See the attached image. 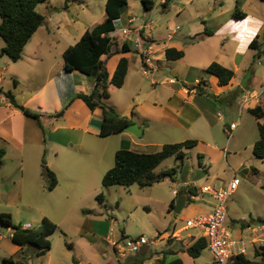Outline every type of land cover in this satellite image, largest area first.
Masks as SVG:
<instances>
[{
  "label": "crops",
  "instance_id": "obj_1",
  "mask_svg": "<svg viewBox=\"0 0 264 264\" xmlns=\"http://www.w3.org/2000/svg\"><path fill=\"white\" fill-rule=\"evenodd\" d=\"M64 8L60 12H51L52 15L46 22L48 34L58 31L60 34L68 35L63 44H60V39L49 44L41 43L38 39L36 40L37 35L35 33L25 46L19 61L13 62L7 56L0 57V86H2L3 80L7 78L14 82L15 88H19L20 85L26 86L28 88L26 97L19 103L42 115L40 122L32 116L24 114L21 110L13 107L5 95L0 93V148L6 150L4 164L0 167V203L8 206L7 209L0 211L11 213L14 223L24 228L39 225L44 217L56 221L59 224L58 230L61 229L67 218L78 223L76 229L78 232L84 233V236L90 237L87 240V245L94 252V255L84 260L72 259L71 262H68V250H65L66 252H63L62 255L65 257L66 264H98L99 259L96 260V263L91 260H95L101 255L105 256L109 264H131L137 257L130 254H127L126 257H119L117 254L118 242L112 239V228L110 231L100 234L98 225L101 221L92 214L83 213V209L89 208L84 207L82 200L88 193L97 192V185L92 190L86 189L92 173L97 172L104 177L105 173L113 167L110 158H107L108 155H115L122 148L146 151L148 143L138 140L137 135L127 130L107 137L100 136L103 122L102 107L97 106L91 110L82 99L76 97L78 93L90 94L94 88L95 78L90 79V76L79 71H67L64 68L63 59L64 51L80 40L87 30H92L97 23L94 22L89 25L80 19L77 20L70 16L68 5H65ZM246 14L245 18L237 19L233 11L230 17L217 22L218 29L217 31L212 30L213 35L193 38L202 33L204 29L189 35L185 43L173 40V37L169 38L168 36L167 40L169 41L162 43L160 40H156L152 32H149L147 39L155 41L159 51L153 57L155 69L153 75L147 76L143 67L142 72L145 76L152 78V84H159L162 88L158 92L155 88L150 96L145 99L140 98L143 89L146 87L145 83L138 74L131 73L133 66L132 46L129 42L130 52L112 53L110 56L103 55L102 59L105 60L106 67L109 65V60L111 61L112 58L118 56L112 71L107 68L109 79L112 78L120 59L124 56L129 59L128 74L120 89L128 84L132 88V95L127 93L128 99L125 102H120L113 100L114 91L119 87L116 88L110 84V97L104 101L115 106L121 115L134 119V123L139 125L143 133L145 132L144 126L149 125V121H151L164 127L163 133L169 138L184 130L191 132L196 130L199 133L197 132L193 139L199 140L200 143L204 138L202 134L209 133L208 126L211 124L208 109L204 107L206 98L202 95L208 94L207 82L198 77L195 78L194 82H189L186 81V78L192 72L193 67L203 66L206 70L212 62L217 61L233 69L235 75L231 82L224 86L218 83L216 76H212L210 78L211 88L216 92L215 95L217 97L223 95L222 99L230 104L236 103L241 112L251 114L250 110L258 106L264 109V25L258 28L255 22L250 21L249 13L246 12ZM216 15V18L221 17L222 11ZM147 25L150 26V24ZM148 29H153V27ZM241 32L244 34L243 37H240ZM217 34L220 36V47H218L220 54L215 55L213 54L215 49L212 50L210 41ZM134 40L133 50L139 56V63L142 66L144 62H142L141 48L137 46ZM254 40V47L256 48L251 46ZM116 47L119 50L122 49V45H119L118 42ZM168 47L183 49L185 56L178 60H168L166 58ZM45 50L48 53H44ZM54 50L58 51V58L55 60L57 66L44 67V57L47 54L52 55L50 52ZM246 51L247 53H245ZM60 55L61 57H59ZM166 68H171V75L177 79L166 75ZM156 72L160 74L157 79L155 77ZM200 89H203V92ZM68 104L69 106L63 116H54ZM253 134L255 133L253 132ZM258 139L259 137L254 135L241 148L236 146L233 151L234 155H242L245 149L254 153V145ZM166 142L175 141L168 140ZM164 144L166 143L164 142ZM215 146L219 148L217 144ZM230 157L233 156L229 150L228 161ZM34 158H37L38 162L45 160L47 166L55 172L58 182L53 190L47 189V178L43 174L41 166L34 172L26 171V161ZM242 162L234 165L236 167L230 165L231 174L227 179H224V187L228 185L234 175H237V171H248V166ZM156 174L158 173L156 172ZM188 187L190 185L184 189V194H181V190H173L172 195L168 196L163 203L165 212H173L174 210L170 211V205L175 200L177 202L181 196L186 197L184 208L187 207V197H190V203L193 204L188 206L185 217L189 218L191 215L192 218L197 214L207 213L211 210V203L214 202L211 201L212 198L208 195L203 196L202 192L199 195L194 191L189 192ZM79 211L85 217H82ZM228 213L229 216H232L229 218L228 224L234 236L243 237L255 250V258L249 257L248 250L246 257L264 264L262 256H256V246L259 243H251L252 239L264 240V229L259 227L260 222H258V218H264V216H253L251 221L241 218L239 221L234 217L232 208H228ZM183 219L182 221H184ZM169 224H171V219L170 222L162 225L155 236V240H160L156 241L155 244L167 241L166 247H161L154 255L150 254V249L146 245L139 251V253L148 251L145 257H139V259L145 258L143 264H157V261L162 259L169 263L174 260L172 259L174 256L178 255H180L178 258L182 259L183 264H215L214 256L210 250L209 263L202 261L205 249L197 258L190 256L186 251L185 244L187 242L192 244L198 237L202 236V230L199 229V233L196 234L190 232L192 229L181 231L184 225L177 228V224L174 223L173 228H171ZM8 230L12 239V231L10 228ZM158 234L161 235L157 236ZM54 235L55 233L49 238ZM125 238H128V235L126 232H122V239ZM3 243L2 235L0 238L1 260L13 257L14 260L21 261L20 264H65L64 259H53V241H51V249L44 255H38L37 248L34 246H22L14 241L13 247L6 253L2 249ZM69 249H75V246L71 243ZM166 252L169 253L166 254ZM232 262L233 260L228 264H232Z\"/></svg>",
  "mask_w": 264,
  "mask_h": 264
},
{
  "label": "rangeland",
  "instance_id": "obj_2",
  "mask_svg": "<svg viewBox=\"0 0 264 264\" xmlns=\"http://www.w3.org/2000/svg\"><path fill=\"white\" fill-rule=\"evenodd\" d=\"M106 2L107 0H48L46 3L40 4L38 10L46 16L47 22L52 15L51 12L63 11L65 5H68L70 16L77 20L80 19L87 22L90 25L94 22L98 23L105 18ZM153 2V8L151 10H146L142 0H128V4L124 7L121 18L116 23V31L111 34L119 45H123V43L127 41L132 46L131 57L133 66L131 68V73L138 74L139 78L143 80L146 86L140 96L142 99L149 97L152 90L155 88H157L156 91L158 92L162 87L159 84H152V78L147 77L152 76L155 69L147 68L143 63L141 66L139 63V56H137L136 52L133 50L135 35L133 33H131L129 37L124 35L123 28H133L140 24L144 25L145 23L150 24V26H146L142 31L143 35L145 34L146 36H144L148 37L147 34L152 32L156 40H160V42L164 43L169 41L167 40V36L171 33L172 29L179 27L173 34V40H179L185 43L189 35L202 31L206 27L217 31V22L230 17L237 2L242 10L249 13L251 16L250 21L255 22L258 28L264 25V2L261 0H153ZM220 11H222L221 17L216 18V14ZM130 17L136 18L134 24L129 23L128 19ZM46 27L47 24L45 23L36 32V40L38 39L39 42L49 44L52 41L57 42V40L60 39V44H63L67 40L66 36L68 35L60 34L58 31L48 34ZM151 27H153V29H148ZM243 36L244 34L241 32L240 37ZM219 38L220 36L217 34L210 41L212 50L215 49V53L213 52L215 55L220 54V49L218 48L220 47ZM4 46L5 42L3 38L0 37V49ZM244 48L246 49L247 47ZM158 51L159 50H157V52ZM44 53H48L47 50H45ZM50 53L52 55L47 54V56L44 57V67L57 66L55 60L58 58V51L54 50ZM245 53H247V51ZM141 56L142 59H144L143 53H141ZM59 57H61V55ZM117 59L118 56L108 61L109 65L107 68L109 71H112L111 69ZM256 60H258V58ZM142 62H144V60ZM142 67L144 71H147V73H145L147 76L143 74ZM166 69L165 74L174 77L171 75V68ZM159 76V72H156V79ZM212 76L214 75L204 70L203 66L193 67L192 72L187 75L186 81L194 82L195 78L198 77L207 82L208 88L206 89L208 94L202 95L206 98L204 107L208 109L211 124L208 126L209 133L202 134L204 135L203 141L197 146L189 149L187 157H170L156 169L158 174L169 171L173 173L172 176H168L162 181L146 187H141L137 183L131 186L115 185L105 187L102 183L103 176L97 172L92 173L91 177L88 179L86 189L92 190L93 187L97 185V192L88 193L83 197L82 203L84 207L94 210L95 213H93L92 216H96V218L101 221L98 225L100 234L105 231L108 232L110 228H112V239L118 242V244H123L125 242V239H122V232H126L128 237L132 238L145 235L151 240L146 247L150 249V254L154 255L161 247H166L167 241L155 244L156 241L160 240H153L156 236V232L160 230L162 225L168 223V221L170 222L171 219V224H169L170 227L173 228L174 223H176L177 228H180L191 218V215L189 218L185 217L187 208L193 205L190 202L187 203V207H185L184 211L180 214L174 211L170 213L165 212L163 203L168 196L172 195L173 190H181V194H184V189L190 185L187 189H191L199 195L204 185H211L217 188L224 187V179H227L231 174L230 165L236 167L234 165H238L240 161H243L242 163L248 166V171H237V176L241 179V184L229 201V209L232 208L234 217L239 221L241 218L251 221L253 216H264V159L256 157L254 153L246 149L242 155H234L233 152L236 146L241 148L248 143V140L252 139L254 135L259 137L258 123L264 122V118L259 120L254 115L241 112L236 103L230 104L223 100V95L217 97L215 95L216 92L211 88L212 82L210 78ZM89 78L93 79L92 77ZM174 79L177 78L174 77ZM1 87H4L5 91H12L19 102L23 101V98L26 97L25 95L28 92V88L23 85H20L19 88H15L14 82L9 78L3 80ZM131 92L132 88L130 84L121 89H116L113 94V100L125 102L128 99L127 93L132 95ZM149 122V125L144 126L145 132L137 137L138 140L148 143L145 149L146 151H157L162 144H164V142L167 143L166 141L168 140L175 141L171 143H176L187 139H193V136L198 132H196V130L192 132L190 130H184L177 133L176 136L169 138L163 133L164 127L155 122ZM232 122L237 123L239 127L238 130L235 129L233 136L229 137L226 128H229ZM253 132L255 134H253ZM115 137L116 136H114V138ZM216 144L219 148L215 146ZM229 150L233 157H230L228 161L227 156ZM107 158H110L114 166L115 155H108ZM43 161L38 162L37 158L33 160L28 159L26 161V171L34 172L39 169V166L42 167L43 171ZM174 169L176 171H173ZM99 193L105 195V201L102 204H100L96 198ZM202 195L206 197L207 194L202 193ZM212 206L213 204L211 203V208ZM7 207L6 204L0 203V210L7 209ZM79 214L85 217L81 211H79ZM230 217L232 216H229V218ZM182 219L184 221H182ZM175 220L176 222H174ZM77 224L78 223L74 220L67 218V220L63 222L61 229L56 231L55 235L50 238L54 244L52 253L54 260H65V257L62 255L63 252H66L65 250H68V262H71L72 259L84 260L94 255V252L90 250L87 245V240H89L90 237H86L84 233L78 232L76 229ZM190 232L198 234L199 229H192ZM0 235H3L4 239L2 249L7 253L14 245L10 238V231L7 227H0ZM71 243L75 246V249H69ZM103 244L105 245L106 243ZM257 247L258 246H256V248ZM261 247L264 246H260L259 248ZM247 250L249 257L255 258V250L249 242H247ZM129 254L139 258L145 257L148 251L143 253H128V255ZM14 257L16 256L14 255ZM178 257H180V255L174 256L172 259ZM209 257L210 251L207 248L203 252L202 261L209 263ZM97 259H99L98 264H109L104 255H101L99 258L96 257L95 260L91 261L96 263ZM0 264H3L1 259Z\"/></svg>",
  "mask_w": 264,
  "mask_h": 264
},
{
  "label": "trees",
  "instance_id": "obj_3",
  "mask_svg": "<svg viewBox=\"0 0 264 264\" xmlns=\"http://www.w3.org/2000/svg\"><path fill=\"white\" fill-rule=\"evenodd\" d=\"M48 0H0V37L3 38L5 46L0 49V57L7 56L13 62L22 58L23 51L27 43L32 39L37 30L46 23V16L42 14L38 7ZM146 10H151L154 6L153 0H142ZM264 2V0H261ZM128 4V0H107L105 8V18L97 23L92 30H87L80 40L70 45L63 53L64 68L69 71H79L85 75L95 78L93 91L90 94L78 93L77 98L82 99L91 110L97 106L103 109V122L100 129V136L107 137L113 134H119L134 123V119L121 115L115 106L107 103L104 99L110 97L109 85L122 87L125 83L129 70V59L122 57L115 69L111 79L107 71L106 62L102 59L103 55L110 56L112 53L130 52L128 42H124L122 49L119 50L112 33L116 31V23L121 18L123 8ZM234 16L237 19H243L247 16L246 12L240 9L237 2L234 10ZM213 35V31L205 28L202 33L196 37ZM255 40L251 43L254 47ZM185 56L183 49L175 47L166 49V58L168 60H178ZM206 71L216 76L218 83L222 86L227 85L233 79L235 72L221 63L214 61ZM203 92V89H200ZM0 93H3L11 105L28 116H32L41 122V114L25 107L19 103L12 91H5L0 86ZM69 104L60 112L54 114L55 117L64 115ZM256 118L264 117V109L256 107L250 110ZM259 139L254 145V154L260 159H264V122L258 123ZM199 140L187 139L176 143H166L157 151H137L133 149L122 148L115 154V165L104 175L102 183L105 187L115 185L131 186L139 184L141 187L151 186L154 183L162 181L172 172H161L156 174L155 170L166 159L175 156L176 158H185L188 150L197 146ZM6 150L0 148V167L4 164ZM43 174L47 178V189L53 190L57 185V176L51 170L46 161H43ZM173 171H176L175 169ZM193 192L191 189H187ZM97 200L100 204L105 201V195L99 193ZM190 202V197H187ZM176 200L170 205V211L174 209ZM84 214L95 213L92 209H83ZM258 222L264 223V218H258ZM0 225L10 228L12 231V240L22 246H34L37 248L38 255H44L51 249L50 236L59 229V225L49 217H44L42 222L34 227L24 228L16 225L13 216L9 212H0ZM66 235V234H65ZM186 251L190 256L197 258L202 251L208 248V240L204 236L198 237L192 244H185ZM169 252H166L168 254ZM256 256H262L264 260V247L256 248ZM145 258H135L131 264H143ZM3 264H20L21 261L14 260L13 257L4 258ZM157 264H183L181 258H176L167 263L165 260H158ZM232 264H262L246 257L238 255L233 259Z\"/></svg>",
  "mask_w": 264,
  "mask_h": 264
},
{
  "label": "built area",
  "instance_id": "obj_4",
  "mask_svg": "<svg viewBox=\"0 0 264 264\" xmlns=\"http://www.w3.org/2000/svg\"><path fill=\"white\" fill-rule=\"evenodd\" d=\"M136 18L129 19L130 24H134ZM148 26L140 24L133 28H124L123 32L126 36L133 33L136 37L134 42L141 48V53L144 57V65L147 68H154L153 60L154 55L158 50V44L154 41L150 42L145 37L142 31ZM179 27L173 28L168 37L172 38L173 34ZM147 73V71H145ZM237 123H232L227 132L229 137L233 136V131L236 129ZM241 184V179L234 175L225 187L217 188L211 185H205L201 188V192L207 194L212 198L213 206L207 213H200L190 218L184 225L182 230L200 229L202 230V236L208 240V249L214 256L215 264H228L238 255H246L247 253V240L243 237H235L231 227L228 224L229 221V201L233 194L238 190ZM261 229H264V223H260ZM158 234L157 236H160ZM175 235V234H173ZM2 238V235H0ZM156 237L153 239L155 240ZM151 240L142 235L136 238H125L123 244L117 243V254L119 257H126L128 253L139 252L143 246L147 245ZM252 244L259 243L258 247L264 246V240L252 239Z\"/></svg>",
  "mask_w": 264,
  "mask_h": 264
},
{
  "label": "water",
  "instance_id": "obj_5",
  "mask_svg": "<svg viewBox=\"0 0 264 264\" xmlns=\"http://www.w3.org/2000/svg\"><path fill=\"white\" fill-rule=\"evenodd\" d=\"M127 131L139 136L142 135L143 131L141 130V128L139 127V125L137 123H133L130 126L127 127L126 129ZM186 203V197L185 196H181L179 197V199L176 202L175 208L173 209L175 213L180 214L185 206ZM1 228H6V226L4 225H0Z\"/></svg>",
  "mask_w": 264,
  "mask_h": 264
}]
</instances>
